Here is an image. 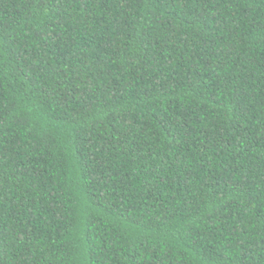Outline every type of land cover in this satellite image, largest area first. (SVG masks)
Wrapping results in <instances>:
<instances>
[{"label":"trees","instance_id":"trees-1","mask_svg":"<svg viewBox=\"0 0 264 264\" xmlns=\"http://www.w3.org/2000/svg\"><path fill=\"white\" fill-rule=\"evenodd\" d=\"M0 264H264V0H0Z\"/></svg>","mask_w":264,"mask_h":264}]
</instances>
